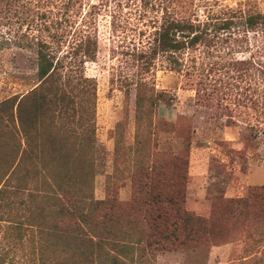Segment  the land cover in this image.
I'll use <instances>...</instances> for the list:
<instances>
[{
    "label": "rangeland",
    "instance_id": "374dc122",
    "mask_svg": "<svg viewBox=\"0 0 264 264\" xmlns=\"http://www.w3.org/2000/svg\"><path fill=\"white\" fill-rule=\"evenodd\" d=\"M160 1L167 4V0H74L66 15L65 24L71 26L68 40L82 34L97 38L96 58L82 69L96 86L90 110L96 140L90 191L93 199H103L108 181L118 180V199L127 201L129 171L149 150H175L178 141L171 129L181 121L192 129L186 207L206 217L209 197L234 199L245 196L249 187L264 185V28L248 31L244 25L246 15L264 14V0H181L182 11L194 14L192 18L219 23L232 18V24L227 30L210 26L205 40L180 56L179 73L166 55H158L151 65L138 59L151 42ZM30 8L36 11L41 3ZM17 26L1 6L0 39ZM28 57V52L16 49L0 52V103L32 86L35 69ZM139 81L175 97L156 112L154 122L164 125H159L156 136L150 135L148 147L142 136H136L134 124V89ZM14 127L5 115L0 117V131ZM244 136H249L250 144ZM29 165L19 177L29 182L27 190L10 192L16 204L12 210H0V264H85L78 256L82 247L64 245L56 236L55 210L47 206L41 210L47 192L41 180L30 176ZM29 192L36 193L34 200ZM146 264H264V223L239 229L236 238L223 245L164 252Z\"/></svg>",
    "mask_w": 264,
    "mask_h": 264
},
{
    "label": "trees",
    "instance_id": "16d2710c",
    "mask_svg": "<svg viewBox=\"0 0 264 264\" xmlns=\"http://www.w3.org/2000/svg\"><path fill=\"white\" fill-rule=\"evenodd\" d=\"M35 3H41V8L33 11L30 6ZM166 3H158L151 42L138 59L151 65L158 55H166L179 73L180 56L201 44L210 26L229 29L232 18L201 22L182 11L181 0ZM73 4L74 0H0L5 14L18 25L1 37L0 52H28V62L35 69L28 90L0 103V117L5 115L15 125L0 131V210H12L16 203L9 193L30 185L24 176L19 179L30 164V176L41 180L47 192L41 210L46 206L55 210L56 236L64 245L82 247L78 256L85 264H146L164 252L223 245L235 239L239 229L263 224L264 185L249 187L245 196L234 199L209 197L206 217L187 209L192 129L181 121L171 129L178 141L175 150L166 153L153 148L129 171L127 201L118 199V180L108 181L103 199L92 198L96 140L90 110L96 86L82 69L85 62L95 60L98 47L97 38L90 34L68 40L71 26L65 24L69 23L66 15ZM244 25L248 31L264 28V14L246 15ZM134 91L136 136H142L148 147L150 135L156 136L159 125H164L154 122L156 112L175 97L148 88L143 81L136 83ZM243 139L246 145L251 143L249 136ZM29 193L34 200L36 193Z\"/></svg>",
    "mask_w": 264,
    "mask_h": 264
}]
</instances>
